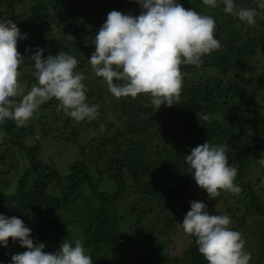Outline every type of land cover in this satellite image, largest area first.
<instances>
[{
  "label": "trees",
  "instance_id": "trees-1",
  "mask_svg": "<svg viewBox=\"0 0 264 264\" xmlns=\"http://www.w3.org/2000/svg\"><path fill=\"white\" fill-rule=\"evenodd\" d=\"M99 1L32 0L27 10L16 13L17 6L25 0H0L1 7L8 11L6 16L0 14V21L11 20L22 34H27L26 39L18 41L17 49L24 57L18 68L19 83L22 87L27 82V88L15 101L37 84L30 58L37 47L44 49L45 58L63 52L74 56L81 65L91 66L95 35L108 13L117 10L128 14L131 7L141 11L136 0H104L108 7L100 13L96 11ZM179 2L185 9L214 18V36L221 46L202 57L198 66H180L182 89L177 104L156 109L146 94L118 99L108 91L102 78H89L79 68L85 77L87 103L97 106L98 112L94 120L77 122L60 108L66 125L72 127V134L63 136L78 141L83 135L87 143H79L80 157L65 175L48 160L38 159L39 142L33 146L25 143L33 134L31 124L38 119L42 133L57 131L54 121L41 118L40 108L51 107L56 113L59 101L53 98L41 105L26 126L17 127L14 120L0 125V161L13 156V148L29 156L15 193L1 197L0 201L5 204L7 216L21 218L35 232L38 238L34 242L48 241L44 251H58L65 240L74 243L79 239L93 264H208L198 251L195 237L190 236V245L183 254L169 250L171 235L187 213L182 199L195 194L197 185L188 172V164L179 159L185 154L182 146L167 144L170 140L173 145L177 136L178 140H185L186 153L206 141L226 148L229 165L237 169L234 183L241 191L233 195L221 191L211 201L224 200L226 193L230 197L227 201H235L234 212H228L230 227L241 234L244 250L256 254V260L250 264H264V185L255 188L260 179L243 181L251 165L264 160V107L254 96L264 84L249 87L253 81L249 77L254 70L253 58L259 53L264 55V10L258 8L255 0H234L237 8H257L260 13L256 23L249 26L225 13L223 5L211 8L202 0ZM85 9H93V16L83 13ZM224 107H228L226 112ZM104 174L117 183L116 189H99V178ZM139 203L148 204L147 210L142 209L146 215L153 209L158 212V222L151 221L144 230H140L141 225L134 226L141 217L128 215L130 209L139 212ZM173 204L180 218L177 213L168 212ZM247 224L252 228L245 230ZM122 226L127 227L133 240L122 242L123 236L115 234ZM254 238H258L256 246H252ZM11 243L23 252L27 250L9 238ZM128 243L134 247V253L125 255L122 249L129 247ZM140 254L141 259L136 261ZM0 264H11V258L4 257Z\"/></svg>",
  "mask_w": 264,
  "mask_h": 264
},
{
  "label": "clouds",
  "instance_id": "clouds-1",
  "mask_svg": "<svg viewBox=\"0 0 264 264\" xmlns=\"http://www.w3.org/2000/svg\"><path fill=\"white\" fill-rule=\"evenodd\" d=\"M141 8L138 16L113 10L95 35V51L90 56L92 70L104 80L116 98L146 94L153 106L177 104L182 89L181 65H199L202 57L220 48L215 38V20L195 9H185L179 0H136ZM205 6L236 16L251 26L256 23L257 8H237L234 0H202ZM264 10V0H255ZM11 20L0 22V125L14 120L17 127L26 126L41 105L55 98L66 116L77 122L94 120L98 108L87 103L85 77L76 70L78 61L69 54L44 57L37 47L31 55L37 80L19 103L21 96L19 66L23 56L18 41L26 39ZM206 118V117H205ZM103 131V126H101ZM188 172L199 188L210 198L221 191L238 194L234 183L237 169L230 166L226 148L207 141L185 156ZM264 165V160L260 161ZM201 201H190V210L179 223L183 231L195 237L198 251L208 264H250L251 253L244 250L245 241L230 225L227 215H211ZM32 229L16 216L0 214V247H7L9 238L26 251L11 256V264H93L81 240L60 245L58 251H44L43 242L36 243Z\"/></svg>",
  "mask_w": 264,
  "mask_h": 264
},
{
  "label": "rangeland",
  "instance_id": "rangeland-1",
  "mask_svg": "<svg viewBox=\"0 0 264 264\" xmlns=\"http://www.w3.org/2000/svg\"><path fill=\"white\" fill-rule=\"evenodd\" d=\"M31 5H32V0H25V2L17 6L16 13H20V12L27 10V8H29ZM107 7H108L107 1L100 0L97 4L96 11L97 12L100 11V13L101 12L104 13V10ZM140 12L141 11H139L138 8L136 7H131L128 10V14L133 15V16H138ZM7 13H8L7 9L5 7H1L0 5V14H2L3 16H6ZM83 13L87 14L89 17H92L94 14V11L93 9L92 10L85 9L83 10ZM2 21H4V19ZM57 34L62 35V33L60 32H57ZM79 68H83L82 69L83 74L87 75L89 78H92V75L95 76L92 70V66L81 65V63L78 62V65L75 71L79 72L78 71ZM252 68L254 70L252 71V74L249 77L253 78V81H251V85L249 87H256L257 84H259V82H261V84H264V55L262 53H259L258 56L253 58ZM22 87H23V90H26L27 82H25ZM254 96L258 98V103H263L264 105V87H260V89L256 93H254ZM19 101L20 100H17L15 102L19 103ZM60 108L61 107H57L56 113H54L51 110L52 109L51 107L40 108L41 111L40 110L39 111L43 112V115L41 116V118L42 119L46 118L50 121H54L53 123H55V126L57 127L56 128L57 131L49 132L47 134L42 133V130H40L41 128L40 119L36 117L38 119V122L35 121V124H31V127L33 129V134L28 136L25 143L27 146H33L36 142H39L41 144V149L38 155V159L41 162L43 161L47 162L46 160H48L50 164L53 165L60 173L65 175L69 172L70 165L74 162V160L80 157V154L78 152V149L80 148L79 143L81 144H87V143L85 140L86 136L84 137V139H82L83 135L80 136V139H78V141H72L68 138H65L66 136L69 137L72 134V127L66 125L65 116L62 114V111H60ZM227 110H228V107L223 108L224 112H226ZM107 116H108V113H107ZM108 117H111V114ZM175 138L176 139L173 141V145H171L170 140H167V144L169 146H175L177 144H179L180 147L182 146L181 149L184 150L182 154L184 153L185 154L181 155L179 159L185 160V156L189 154L188 152L186 153L187 149L183 147V145L185 144V140L183 139L178 140L177 136H175ZM192 144L196 145V142L192 141ZM12 152H13V156H9L7 158L5 157L4 160L0 161V198L4 196H9L15 193L18 180L20 178V174L25 168L24 164L28 162V158H29V156L27 158L28 154L26 155L21 149L13 148ZM261 153H262V156L264 157V150H261ZM83 157L86 158L85 156ZM256 158L260 159V157H256ZM263 168H264V165H261L260 160L256 161V163H253L251 165L250 170L248 171L246 176H244L243 181L245 182L249 180L256 181L257 179H260V181H258V183L256 184L255 188L263 186L264 176L263 178L259 177L260 174H264ZM99 180H100L99 189L101 191L110 192L116 189L117 183L107 174L101 175ZM194 191H195V194L193 192L191 196H188L187 198L182 199V204L187 207L186 212L190 210V201H193V200L204 202L207 205L206 210L211 215H216V214L227 215L228 212L230 213L234 212L235 208L233 205L235 201H229L230 197L228 196V193L225 194L224 200L222 199L220 202L216 201L213 203L211 201V198L209 197V194L204 189L199 188L198 185L194 186ZM230 194L233 195V193H230ZM227 198H229L228 201H227ZM4 205L5 204H2L0 201V208H1L0 214L6 215L8 212L7 210L4 209ZM175 205L176 204H173L170 207V209H168V212L172 211L173 213L178 214V212L175 211L176 209L174 208ZM138 207H140L139 212H135L130 209L128 215H132L134 218L141 217L142 220L144 219L143 222H141L142 220L140 221L141 223L139 221L138 222L136 221V224H134V226L141 225L140 230H144L150 227V225L148 224L151 223V221H157L156 220L157 218H155V215H157L158 212L157 210L153 209L146 215L142 209L147 210L148 204L139 203ZM118 210L122 212L125 209H118ZM256 215L257 214H255V216ZM178 216L180 218L179 214ZM228 216H229V213H228ZM134 218H133V221H134ZM255 218H257V216ZM133 223L134 222H132V224ZM161 227L162 226L159 224V228ZM249 228H252L251 224H247V227H245V230ZM115 234L116 235L121 234V236H123L124 240H122V242L126 241L125 239L133 240L127 227L122 226L121 229H118L115 231ZM31 235L34 238V241L38 238L35 235V232L33 230H32ZM166 237L168 236H165V238ZM190 240H191L190 235L186 234L181 227H177L176 232L171 235V242H170V248H169L170 252L172 254H183V251L190 245ZM257 240L258 238L253 239L252 246H256L258 244ZM46 242L48 241L45 240V243ZM128 244H129V247H124L122 249L123 254L134 253V247L132 249L131 243H128ZM22 252H23V249H20L19 246H17L16 244L14 243L8 244L6 248L0 247V260H2L4 257L11 258L13 254L22 253ZM250 253H251L250 261H255L257 258L256 254L253 252H250ZM140 257H141V254L135 258L136 261L141 259Z\"/></svg>",
  "mask_w": 264,
  "mask_h": 264
},
{
  "label": "bare ground",
  "instance_id": "bare-ground-1",
  "mask_svg": "<svg viewBox=\"0 0 264 264\" xmlns=\"http://www.w3.org/2000/svg\"><path fill=\"white\" fill-rule=\"evenodd\" d=\"M264 107V105H262Z\"/></svg>",
  "mask_w": 264,
  "mask_h": 264
}]
</instances>
